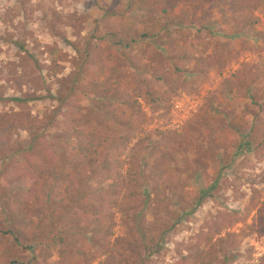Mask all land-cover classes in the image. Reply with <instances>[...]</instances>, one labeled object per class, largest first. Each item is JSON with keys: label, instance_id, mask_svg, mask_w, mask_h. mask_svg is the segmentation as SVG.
<instances>
[{"label": "rangeland", "instance_id": "obj_1", "mask_svg": "<svg viewBox=\"0 0 264 264\" xmlns=\"http://www.w3.org/2000/svg\"><path fill=\"white\" fill-rule=\"evenodd\" d=\"M229 2L171 0L169 12L157 15L167 23L155 29L159 47L143 59L139 69L127 64L124 51L129 50L120 49L108 39L94 51L95 56L104 51L105 61L113 64V73L108 74L112 81L123 74L150 76L157 69L170 77L172 52L189 40L200 39L195 43L196 57L186 65L188 73L181 74L177 91L162 93L165 101L157 108L140 100L147 120L135 132L129 147L142 140L137 170L147 180L149 197L124 215L115 213L111 240L121 244L137 237L136 213L144 214L147 224L158 216L151 169L173 167L177 184L170 193L184 206L192 207L189 202L203 187H211V195L166 234L165 247L160 252L141 253L143 264H174L182 257H194L202 236L230 215L239 219L230 216L227 227L218 230L209 243L201 242L199 248L207 256L205 264H264V230L252 224L254 211L248 213L246 209L252 188L261 190L259 199L264 202V132L260 134L263 144L259 150H241L238 145L242 136L231 127L235 124L245 134L252 126L257 129L264 123V108L259 109L227 86V80L233 85L237 78L250 80L261 89L257 100L264 102V0H245L244 9L236 12ZM110 6L121 9V18L135 23L138 32L149 29L151 23H143V11L137 6L130 9L128 0H0V192L23 191L26 186L3 174L10 160L23 158L22 145H28L30 140V134L21 130L16 120L53 113L57 105L54 97L60 84L66 83L64 79L71 77L79 56L72 45H85L84 36L95 24L107 25ZM168 14L177 17L175 23ZM147 50L149 44L143 38L129 52L143 54ZM119 66L125 72H118ZM96 101L90 92L83 96V113L95 108ZM204 110L213 116L215 128H229L226 144L216 156L210 154L206 133L191 128L195 115ZM57 132L60 129L46 127L38 135L50 141ZM14 147L17 151L11 150ZM128 154L129 149L121 157V172L128 166ZM26 211L31 213L29 208ZM243 228L241 239L230 235ZM4 249L14 254L8 256V260H14L8 264H45L39 246L27 250L9 243ZM56 249L52 248L48 261L57 259ZM90 264L110 263L107 256H100Z\"/></svg>", "mask_w": 264, "mask_h": 264}, {"label": "trees", "instance_id": "obj_2", "mask_svg": "<svg viewBox=\"0 0 264 264\" xmlns=\"http://www.w3.org/2000/svg\"><path fill=\"white\" fill-rule=\"evenodd\" d=\"M244 1L230 0L232 11L244 9ZM170 3L171 0H128L130 9L137 6L143 11V23H151L143 32H138L135 23L124 22L119 15L121 9L110 6L107 25L95 24L84 36L85 45H72L79 56L75 59L71 77L64 79L66 83L60 84V91L54 97L57 105L53 113L41 118L15 119L16 125L30 134V140L28 145H22L23 158L10 160L3 174L24 182L26 186L23 191L0 192L3 215L0 264L14 262L8 260V256L14 254L4 249L9 243L27 250L39 246L45 264H90L100 256H107L110 264H143L141 253L160 252L165 247L166 234L211 195L212 188L203 187L189 202L192 207L184 206L170 193L174 192L177 184L173 167L165 165L161 170L151 169L158 216L147 224L144 214L136 213L134 226L137 237L125 239L121 244L111 240L115 213L124 215L149 197L147 180L137 170L142 140L129 147L135 132L147 120L140 100L157 108L165 101L162 93L177 91L181 85V74L188 73L186 65L196 57L195 43H200V39L189 40L172 52L170 77L157 69L150 76L123 74L112 81L108 74L113 73V64L105 61L104 51L97 56L94 51L105 39L120 49L130 51L147 38V52L130 54L124 51L127 64L139 69L143 66V59L159 47L155 29L163 28L167 23L161 22L157 15L158 12L168 13ZM168 18L175 23L177 17L168 14ZM117 71L123 73L125 69L119 66ZM227 86L231 92L246 97L259 109L264 108V102L257 100L261 89H257L250 80L237 78L234 85L227 80ZM89 92L97 97L96 107L83 113L80 101ZM46 127H56L60 132L54 133L48 141L38 135L40 129ZM231 127L235 134L242 136L238 145L241 150L261 148L260 134L264 132V123L255 130L252 126L248 134L235 124ZM191 128L192 131L206 133L210 139V154L219 155L229 135L227 126L215 128L213 116L204 110L195 115ZM54 147L59 151L56 152ZM12 149L17 151L16 147ZM128 149V166L125 172H121V157ZM261 183L264 191V175ZM251 191L246 209L248 213L254 211L252 224L264 230V202L259 199L261 190L252 188ZM27 208L31 210L30 214H27ZM230 216L217 221V226L202 236L196 244L198 249L194 257H182L174 264H205L207 256L199 248L201 242L209 243L218 230L227 227ZM244 230L230 235L241 239ZM54 247L57 248V259L48 261ZM114 253H119L120 257H115Z\"/></svg>", "mask_w": 264, "mask_h": 264}]
</instances>
